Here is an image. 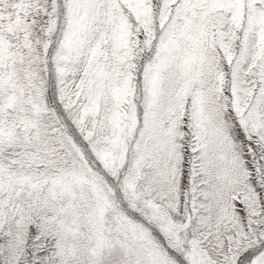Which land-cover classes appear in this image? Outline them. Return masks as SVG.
<instances>
[{"label":"snow or ice","instance_id":"snow-or-ice-1","mask_svg":"<svg viewBox=\"0 0 264 264\" xmlns=\"http://www.w3.org/2000/svg\"><path fill=\"white\" fill-rule=\"evenodd\" d=\"M0 264H264V0H0Z\"/></svg>","mask_w":264,"mask_h":264}]
</instances>
